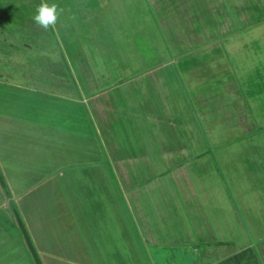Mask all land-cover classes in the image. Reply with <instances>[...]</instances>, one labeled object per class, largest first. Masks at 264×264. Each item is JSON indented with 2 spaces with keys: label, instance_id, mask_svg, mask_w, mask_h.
Returning <instances> with one entry per match:
<instances>
[{
  "label": "rangeland",
  "instance_id": "1",
  "mask_svg": "<svg viewBox=\"0 0 264 264\" xmlns=\"http://www.w3.org/2000/svg\"><path fill=\"white\" fill-rule=\"evenodd\" d=\"M42 2L0 0V81L13 91L16 84L29 86L17 81L52 91L48 86L64 78L62 83L84 86L86 93L89 83H93V89H106L100 100L104 109L90 108L95 116L78 100L74 102L84 119L81 124L91 130V140L109 148L119 140L114 138L116 131L124 141L126 129H137L138 138L132 142L143 141L148 150L144 155L130 154V161H123L119 152L114 158L109 156L112 144L107 154L102 145H95L97 156L109 158L103 167L95 165L86 171L76 161L59 177L70 203L79 206L77 196L83 194V204L96 213V219L79 222L89 242L87 262L224 264L246 260V264H253L256 260L264 264V0H46L63 9L55 28L47 30L33 20ZM28 51L37 56L48 52L47 59L33 56L38 62L33 64H39L37 72L25 64L29 59L23 54ZM44 64L56 65L62 75L49 74ZM142 74L145 80H139ZM46 79L48 83L43 81ZM154 81L158 86L151 84ZM143 84L147 87L143 93L145 107L139 105ZM158 100L161 106L156 116L153 108L159 106ZM122 103L130 110L128 116L118 110ZM107 107L118 110L110 116L112 136L105 127L109 125L105 122ZM147 116L156 120L149 122ZM170 119L176 122L175 131L181 138L172 135L160 141L167 146L178 141L191 143V156L196 155L189 164L166 174L164 187L151 185L140 194L143 186L138 187V183L165 166L163 158L151 150L154 139H148L143 129L164 131ZM170 129L175 128L165 131ZM69 132H62L63 140L55 144L43 136L38 141L34 133L23 141L18 139L20 143L15 153L11 151L7 167L12 180L24 181L25 190L29 181L31 186L42 182L43 190L49 179L43 181L47 172L62 164L59 158L64 151L72 152L70 147L77 145L73 144L77 138L70 139ZM3 141L7 144L3 148H15L9 145V139ZM82 141L87 147L92 144L87 138ZM126 142L127 147L129 139ZM136 144L130 146L137 149ZM32 149L39 153H31ZM144 157L147 162L139 161ZM63 160L67 166V160ZM0 177L7 194H11ZM172 178L177 179V187ZM95 179L97 185H93ZM127 185L137 188L128 199L124 195ZM3 191L0 187V194ZM22 203L25 206L24 200ZM53 203L27 202L33 206L32 216H36L32 217L34 229L46 237L45 247L52 244L55 233L65 230L62 222L53 224L60 210L59 206L52 207ZM11 204L15 208V201ZM29 207H25L27 211ZM137 207L140 210L135 215ZM70 208L73 210V206ZM77 212L80 215L79 208ZM200 214L206 217L201 220ZM24 215L22 211L20 216ZM1 225L0 256L5 254L7 258L0 259V264H31V259L38 264L33 257L35 250L28 248V244L33 245L25 224L20 226L16 218L4 213ZM197 225L201 233H191ZM207 226L213 231L205 234L203 227ZM201 235L210 242L200 240Z\"/></svg>",
  "mask_w": 264,
  "mask_h": 264
},
{
  "label": "crops",
  "instance_id": "2",
  "mask_svg": "<svg viewBox=\"0 0 264 264\" xmlns=\"http://www.w3.org/2000/svg\"><path fill=\"white\" fill-rule=\"evenodd\" d=\"M42 55L46 56V59H47L48 52L37 56L35 54L31 55V53L28 51L27 54H23L25 59H29V61L25 62V64H27V67L31 66L34 70L36 69V72H37L39 64H33V62L35 61L36 63H38L36 59L40 58ZM33 56H37L36 59L33 58ZM30 58H32V60H30ZM44 68L48 69V66L44 64ZM21 74H27V73L21 72L20 75ZM144 77L145 75L142 74L139 80H145L143 79ZM42 79L44 78L40 77L39 80H42ZM43 81L45 83L46 82L48 83V79L43 80ZM57 82H58V85L54 84V85H50V87L48 86V89H51L52 91H44L38 85H32V84H29L23 81H17L16 83L28 84L29 86H26V85L20 86L16 84L17 90L13 91L10 89V85H6V83L0 81V168L3 171L0 173L2 177L4 178L6 185L9 186L10 188L9 191L11 193L8 195L6 192L3 191L4 193L0 194V232L2 229L1 224H2L3 214L9 213L10 217L13 220H15V218L17 220V218L20 217V219L24 221V224L26 227V233L29 234L30 239H31L30 242L33 245L32 247L30 246L28 248L29 250H33V249L35 250L36 254L35 256L33 255L32 256L34 257V259L37 261L38 264H90V263L94 264V262H90V261L87 262V258H88L87 250H89V245H88L89 242L86 240L87 236L85 235V230L83 229L82 231L83 226L81 227L79 222L80 220H83V219L84 220H90V219L93 220V218L96 219L95 217L96 213H94L93 210L90 209V206L88 207L87 204H83L84 200L86 199V196H84L83 194H79V197L77 196L79 206L75 207L72 202H71L72 203L71 205V203L69 202L70 196L68 194H65L62 187L60 186L61 180H59V177L60 178L62 177L61 174L64 171H66L65 169L66 167L69 169H72L76 161L79 162L80 165L82 163V165L79 168L81 169L83 168L86 171H90V169L93 168L92 166L100 165L103 167V164L107 163L106 160L109 159L108 157L101 158L97 156L98 151L95 145L97 146L102 145L103 147V144L101 142L99 144L98 142H96L97 140H91L93 139L91 130L87 131L85 125L81 124V122L84 119L81 118V115H80L81 110H78L80 107L78 108L75 107V103L79 102V104L82 103V106L84 107V109H88V108L90 109L91 107H98V108L104 109L105 105L102 102H100V100L102 101V97L104 94H107V91L106 89H96V88L93 89L92 88L93 83L92 84L89 83L88 84L89 87L87 85V88H86L88 92L86 93L84 92L85 87L82 85H81L82 88H80V87H77V85L75 84H71L69 86L68 85L69 83L68 84L59 83V81ZM74 83H76V81H74ZM151 84L158 86L155 81ZM52 87H54V89H52ZM142 87L143 89H140L139 105L141 107L142 106L145 107L146 98L143 96V93H145L147 87L145 86V84H143ZM154 90H156V88H154ZM81 91L83 92V94H81ZM105 104L108 105L107 102H105ZM158 104L159 106L157 108H153V110L155 111L154 113H156L154 115L156 116H158L159 114L158 109L161 106L160 100H158ZM201 105H203V103ZM107 108L108 110L106 111L105 122L109 123V125L105 124V127L107 126L106 127L107 129L106 128L105 129L109 131L112 136L113 126L111 124L110 116L114 115L115 110L117 112L118 110L123 111L124 114L128 116L130 110L128 109L127 106H123V103H122V108L118 110L115 108L113 109L112 107H107ZM76 112H77V115L75 114ZM90 113L94 115L91 109H90ZM147 118H148V121L149 122L152 121V123L156 120V118L152 116H147ZM170 126L175 129H170L169 131L168 130L165 131L166 128H171ZM68 129L70 130V132ZM165 129L164 131H154V130H150L147 128L143 129V131H146V137H148V139H151V140L154 139L153 143L151 144L152 145L151 150L157 153L158 155H160L161 158H163V162L165 166L164 168L163 167L161 168L160 173L158 172L157 174L154 173L152 174V176H148L144 180L139 179V181L142 180L140 181V183L142 184L138 183V187L143 186V188H139L141 189L140 194H142L144 190H146V188L151 185H153L152 187H155V188L158 186L164 187V183L166 182L164 176L166 174H168L169 172L173 170H176L178 166L183 167L184 165L189 164L194 158L195 153L191 156V149H192V145L190 146L191 143H184V142L178 141L176 142L178 144L167 146V144L162 143L160 141V139H167V138L172 137V135H174L175 139L181 138L180 134L177 131H175L177 129L176 122L170 119L168 122V126L165 127ZM72 130L74 131V133L72 132ZM76 130H78L79 133L78 132L76 133ZM126 130H127L126 135L128 134V137H126L125 135L124 141H120L123 135L121 134L122 135L121 136L116 131V133L113 135H114L115 140H116L115 136L119 137V140L117 139L116 140L117 142L115 141L111 143L113 146L112 149L110 148L111 144L108 145L109 148L103 147L104 150L106 149L104 152L109 151L110 149L113 150L112 152L111 150L109 151L110 153L109 156L112 158L116 157L115 155L119 152L118 154L121 153V160L123 161L124 160L130 161L129 160L130 154L144 155L148 153L147 147L143 143V141L142 143L139 140L134 142L135 144L137 142L136 144L138 146L137 149L130 146V145L135 146V144L132 142V139L138 138L136 134H138L139 131H137V129L135 130L131 128L126 129ZM207 130L208 129L204 127V132L206 136H208ZM64 131L70 133V139L72 138V136H74V138H77L76 142L73 143V144L77 143V145H72L70 147L73 149L72 152L70 150L64 151V153H62V155L59 158V162L61 161L62 164L56 165L55 168H51V170L47 172L43 181L47 178L49 179L46 185L43 186V190L40 188L42 182L40 184H34L33 186H31L32 181H29V189H26V190L24 188V181H20L21 179L20 180L17 179L20 182L15 183L14 180H12V177H10L7 167H9V164H10L9 160H10V155L12 154L11 151L15 153L17 150L16 148L17 143H20V141H23L24 139L28 138V135L32 133H34V136L38 137L37 138L38 141H39V138L43 136V137L49 138V140H54V144H55V141L56 143H59L61 142V140H63L62 132ZM41 132L42 134L46 132L48 134L41 135ZM192 136L194 135L192 134ZM5 138L9 139V143H10L9 145H13L15 146V148H11V147L3 148L4 146L7 145L6 141H3ZM30 138H33V137H30ZM84 138L85 139L87 138L92 143L89 145V147L83 144L82 140ZM18 139H20V141H17ZM127 139H129V146L126 147V144L128 145V143L126 142ZM1 141H3L2 144H1ZM122 144L125 146H122ZM130 147L133 149H136L137 152L132 151V149L130 150ZM99 150H100L99 153H102V149L99 148ZM3 151H6V153H4ZM56 151L58 152V154L60 153V150H56ZM31 153L36 154L39 152L35 151V149L34 150L32 149ZM172 154H173V157H171ZM176 154H178L177 157H175ZM23 159L28 160L27 158H23ZM63 159L67 160V163H68L67 166H65ZM142 160L143 162H147L146 157L139 159V161H142ZM31 168L32 167H30L27 170L28 180H30L29 178L31 177V174H30ZM88 175H90L89 172H88ZM108 180H109L108 183H111L110 182L111 179H108ZM172 180L174 182L173 185L174 186L176 185L177 187V179L172 178ZM100 181L101 180H99V182ZM93 182H94L93 185H97L98 179L93 180ZM0 184L2 185L1 181H0ZM129 185L132 186L133 184H129ZM121 191H123V189H121ZM136 191H137L136 187L132 188L127 185L124 188V195L128 199V197L130 196V193L135 195ZM51 193L55 194V196H53L52 198L50 197ZM30 194H33V195L30 196ZM42 195H45V196H42ZM23 200L25 201V206L22 203ZM28 200L31 202V205H34L41 200H45L47 204L54 202L51 206L52 207L56 206V209H59L60 207L59 212H57V214L55 215L56 221L53 224H55L56 226H59V224L62 222L63 223L62 229H65V230L64 231L62 230L63 232L55 233L56 238L51 239L52 244L48 245V247H45V244H44L46 237H44V235L42 234L40 235L34 229L35 223L32 217H36V216H32L33 206L32 207L28 206L27 204ZM12 201H15L17 207L16 206L15 208L11 207ZM56 202L57 204L55 205ZM126 202L129 203V201L127 200ZM142 202L143 200L141 201V203ZM184 202L185 201L182 200L181 203L182 205L186 206V203ZM204 202L205 201L203 200L202 205H204ZM198 203L199 205H197V209L198 211H200L201 202H199L198 200ZM72 206H73V210L72 208H70ZM25 207H29V211L31 209L32 213L27 211ZM68 207L70 209L66 210V208ZM78 208L80 209V215L77 212ZM93 209H95L94 211L97 212L96 205L94 206ZM138 210L140 209L137 207V213L135 212L133 213L135 215L138 214L139 213ZM22 211L25 212L24 218L20 216ZM17 212H19L20 214L18 213L19 214L18 215ZM156 216L159 217L160 215H156ZM121 217H122V214H121ZM198 217L202 220L206 216L204 214H200L198 215ZM55 218H50V219H55ZM36 224H40V222H37ZM41 224L46 225L45 223H42V222ZM95 224L97 225L96 222ZM204 224L201 223V225H204ZM200 227L201 226L197 225V228L195 230H192L191 233L193 232L196 234L201 233ZM142 228L144 227L141 226V229ZM203 228H205V234H208L209 232L213 231L210 226L203 227ZM49 233L53 237L55 236L53 231L50 230ZM49 238L50 237H48L47 239ZM199 238L200 240H205L206 243L210 242L207 236L201 235ZM154 241L159 242L157 239H154ZM0 244H1V239H0ZM74 250L78 251V253L76 252V253L70 254L72 252H69V251H74ZM50 251H53V252L51 253ZM0 253L2 252L0 251ZM7 255H9V253ZM5 257L7 258L5 254L4 255L1 254L0 259H4ZM76 260H78V262H76ZM245 261L246 260H243V262L239 261L235 263L233 262V260H228L224 262V264H244ZM213 263H216V262L211 261L208 264H213ZM252 263L257 264L256 260H253ZM31 264H33L32 259H31Z\"/></svg>",
  "mask_w": 264,
  "mask_h": 264
},
{
  "label": "clouds",
  "instance_id": "3",
  "mask_svg": "<svg viewBox=\"0 0 264 264\" xmlns=\"http://www.w3.org/2000/svg\"><path fill=\"white\" fill-rule=\"evenodd\" d=\"M63 12L62 8H58L55 3L49 4L46 0L37 6L36 14L33 20L37 26L47 30L49 27L55 28L59 14Z\"/></svg>",
  "mask_w": 264,
  "mask_h": 264
},
{
  "label": "trees",
  "instance_id": "4",
  "mask_svg": "<svg viewBox=\"0 0 264 264\" xmlns=\"http://www.w3.org/2000/svg\"><path fill=\"white\" fill-rule=\"evenodd\" d=\"M55 63H56V61H55ZM55 63H53V64H55ZM47 65V64H46ZM54 67V68H53ZM57 68V66L56 65H51L50 66V64L48 65V73L49 74H53V75H62V69H56ZM65 79V78H64ZM49 81V80H48ZM62 81L63 80H61V81H59V83H62ZM54 84H57L58 85V82L56 81V80H54L53 81V83L51 84V85H54ZM0 176H2V175H0ZM0 181H1V177H0ZM7 186V185H6ZM8 187V186H7ZM2 188H3V190H4V192H6L7 193V191H6V188L2 185ZM10 193V192H9ZM19 212H17V214H18ZM19 215V214H18ZM17 221H18V223H19V225L20 226H23V224H24V222L20 219V217H18L17 218ZM27 240H28V238H27ZM29 241V240H28ZM29 245V247L31 246L30 244H28ZM32 247V246H31ZM35 254L36 253H34V256H35Z\"/></svg>",
  "mask_w": 264,
  "mask_h": 264
},
{
  "label": "water",
  "instance_id": "5",
  "mask_svg": "<svg viewBox=\"0 0 264 264\" xmlns=\"http://www.w3.org/2000/svg\"><path fill=\"white\" fill-rule=\"evenodd\" d=\"M0 187L2 188V185L0 184ZM3 189V188H2Z\"/></svg>",
  "mask_w": 264,
  "mask_h": 264
}]
</instances>
